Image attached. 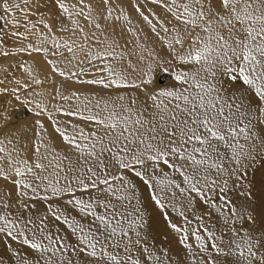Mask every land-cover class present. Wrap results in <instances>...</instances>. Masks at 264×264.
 Returning a JSON list of instances; mask_svg holds the SVG:
<instances>
[{
    "label": "snow or ice",
    "instance_id": "obj_1",
    "mask_svg": "<svg viewBox=\"0 0 264 264\" xmlns=\"http://www.w3.org/2000/svg\"><path fill=\"white\" fill-rule=\"evenodd\" d=\"M0 59V264H264V0H0Z\"/></svg>",
    "mask_w": 264,
    "mask_h": 264
},
{
    "label": "rangeland",
    "instance_id": "obj_2",
    "mask_svg": "<svg viewBox=\"0 0 264 264\" xmlns=\"http://www.w3.org/2000/svg\"><path fill=\"white\" fill-rule=\"evenodd\" d=\"M134 19H136V17H135V15H134ZM157 50H159V48L157 49ZM161 55L162 56H165L166 55V53H163V52H161ZM24 59H29L27 56H25L24 57ZM11 62V60L10 61H5V60H3V59H0V65H4V66H7V64L8 63H10ZM175 65H173V64H163V65H161V66H158V67H156L155 68V70H154V73H153V80H154V83H153V85L151 86L153 89H162V88H166V87H173L174 86V79H172V80H168V81H171V82H169V83H165V84H163V85H160L159 83H158V78L160 77V75H161V73L162 72H164L165 70L164 69H168V70H175ZM17 74H19V73H17ZM66 87H68V88H82V90H84V91H89V92H91V91H96V90H98V89H95V88H92V87H90V86H79V85H75V84H73V83H71V82H68L67 84H66ZM4 99H6V98H0V105H2L3 104V100ZM23 106H28V107H30V109L32 110V108H31V105H25V104H22L21 102H18V101H15V100H13L12 101V105L9 107V115L12 117V119H13V125L14 126H21V125H26L27 127H29V128H31L32 126H33V121L36 119V117H35V115H34V112H33V110H32V112H33V114H32V116H30L27 120H25L24 122H18V121H15L14 120V115L16 114V112L20 109V108H22ZM25 119V118H24ZM41 119H43V118H41ZM45 122V124L48 126V128H49V132H51L52 131V129H51V126L48 124V122L45 120L44 121ZM29 135H31V133H29ZM55 139H56V141L58 142V147H63V145H61L60 144V140H59V138L58 137H55ZM60 145V146H59ZM246 182H251V184H252V189H253V195H254V199L252 200V201H254V200H257V199H259V198H261L262 200L264 199V165H257V166H255V171H253V169H249L248 170V174H247V181ZM4 182L2 181V180H0V185H2ZM137 183L139 184L140 182L139 181H137ZM140 190H141V192L143 193V198H144V200H145V203H147L148 202V204L149 205H147V204H145L144 206H145V208H146V213L149 215V216H151L152 215V217H154V218H156V223L158 224V225H156V228L158 229L159 228V233L158 232H156V234H157V236H160V239L162 240V241H167V245H164V248H174V249H176V253H178L179 251H180V249H179V246L177 245V243L175 242L176 241V239H175V236H174V234H172L169 230H168V228H167V226H166V223H165V221L163 220V218H162V216H161V214H160V212H159V210L158 209H156L155 207H154V205L150 202V200H149V198H148V193H147V191L144 189V187L141 185V187H140ZM146 200H147V202H146ZM264 201V200H263ZM148 206V207H147ZM148 208V209H147ZM255 213V212H254ZM171 215L173 216V218H175V214L173 215L172 213H171ZM256 220H257V222L259 221V219L257 218V215H256ZM257 226H258V224H256ZM155 226V225H154ZM158 226V227H157ZM256 227V226H255ZM166 228H167V230H166ZM161 230V231H160ZM162 233V234H161ZM61 234H63V232L61 233ZM164 235V236H163ZM152 236V235H151ZM162 237V238H161ZM165 237H167V239H165ZM165 239V240H164ZM169 244V245H168ZM13 246H16L15 244H13ZM167 246V247H166ZM174 246V247H173ZM3 249H4V244H3V242L0 244V254H3L4 253V251H3ZM25 251H27L26 249H25ZM4 255H5V258L7 257V254H5L4 253Z\"/></svg>",
    "mask_w": 264,
    "mask_h": 264
},
{
    "label": "bare ground",
    "instance_id": "obj_3",
    "mask_svg": "<svg viewBox=\"0 0 264 264\" xmlns=\"http://www.w3.org/2000/svg\"><path fill=\"white\" fill-rule=\"evenodd\" d=\"M169 71V70H168ZM171 71H174V70H171ZM165 72V71H164ZM163 74V72L161 73V75ZM160 75V76H161ZM172 79H174L173 78V76L172 77H168V76H166L165 77V80H164V83L163 84H165L168 80H172ZM169 82H171V81H168L167 83H169ZM166 83V84H167ZM23 107H27V109H28V111H27V115H26V117H24V118H21V119H17L15 116H16V114L14 115V120L15 121H18V122H24L25 120H27L30 116H32V114H33V112H32V110L30 109V107H28V106H23ZM21 109V108H20ZM19 109V110H20ZM18 112V111H17ZM16 112V113H17ZM21 126H26V125H21ZM27 127V126H26ZM57 142V141H56ZM57 145H58V142H57ZM60 146V145H59ZM230 195H231V197L237 202V203H240V202H243V200H244V197H242V196H238L235 192H233V193H230ZM264 195V194H263ZM264 200V199H263ZM261 198H259V199H257V200H254V201H251V206H252V208L254 209V214H255V216L257 215V218L259 219V221L256 223V224H258V226L257 225H255L256 226V229L259 231L261 228H264V223H262V222H264V201H263ZM145 201V200H144ZM146 202H147V200H146ZM145 204H147V205H149L148 204V202L147 203H145ZM148 207V206H147ZM146 209V208H145ZM148 209V208H147ZM147 214V213H146ZM173 215H174V213H172ZM147 217L149 218V231H150V234L152 235V237L154 238V240L153 241H150V242H152V243H154L155 244V246L156 247H161V248H164V245H167V241H162L161 239H160V236H157V234H156V232H158L159 231V228L157 229L156 228V225H158L157 223H156V218H154V217H152V215L151 216H149L148 214H147ZM257 221V220H256ZM155 225V226H154ZM158 227V226H157ZM158 230V231H157ZM166 230H167V228H166ZM169 230V229H168ZM161 231V230H160ZM159 233V232H158ZM162 234V233H161ZM164 236V235H163ZM162 238V237H161ZM165 240V239H164ZM176 242V241H175ZM2 242H0V244H1ZM169 245V244H168ZM15 247V246H14ZM167 247V246H166ZM174 247V246H173ZM171 250H172V252L175 254L176 253V249H172L171 248ZM1 253V252H0ZM4 254V253H3ZM7 258V257H6Z\"/></svg>",
    "mask_w": 264,
    "mask_h": 264
},
{
    "label": "water",
    "instance_id": "obj_4",
    "mask_svg": "<svg viewBox=\"0 0 264 264\" xmlns=\"http://www.w3.org/2000/svg\"><path fill=\"white\" fill-rule=\"evenodd\" d=\"M166 76L172 77V71L169 70V71L163 72V74L158 78V83L160 85H163ZM27 111H28L27 107H22L20 110H18L15 117L17 119H21V118L26 117Z\"/></svg>",
    "mask_w": 264,
    "mask_h": 264
}]
</instances>
